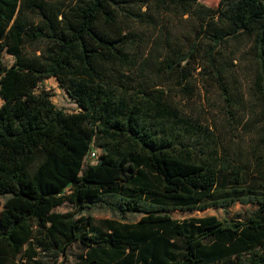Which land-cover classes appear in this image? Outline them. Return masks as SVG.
Instances as JSON below:
<instances>
[{
    "label": "trees",
    "instance_id": "trees-1",
    "mask_svg": "<svg viewBox=\"0 0 264 264\" xmlns=\"http://www.w3.org/2000/svg\"><path fill=\"white\" fill-rule=\"evenodd\" d=\"M155 5L199 20L185 47L155 62L159 79L135 51L149 0H0V195L32 206L0 226V264H64L75 242L79 264H264V0ZM230 40L245 41L257 96L244 163L165 87L192 97L201 68L231 107L219 49ZM51 77L79 112L35 91ZM64 203L72 210H54ZM236 203L257 207L244 218H78L99 206L123 216Z\"/></svg>",
    "mask_w": 264,
    "mask_h": 264
},
{
    "label": "rangeland",
    "instance_id": "rangeland-1",
    "mask_svg": "<svg viewBox=\"0 0 264 264\" xmlns=\"http://www.w3.org/2000/svg\"><path fill=\"white\" fill-rule=\"evenodd\" d=\"M150 7H144L147 14L152 18L151 23L139 22L136 25V39L139 48L135 51L139 53L140 61L144 62V72L147 75L159 79L156 73L155 62L160 60L169 49L173 47H185L190 39L195 36L198 29L199 20L195 16H180L175 11H166L155 5V0H149ZM220 0H198V3L206 6L216 7ZM34 22L39 18L35 14H30ZM40 46L43 43L26 45L28 50ZM223 56V67L225 70L224 82L232 96V106L226 105L221 93V89L216 81L209 78L206 73L200 72L197 68L195 72L196 87L192 97H185L180 93L176 83L171 80L166 81L165 87H174L173 95L179 108L187 115L205 127L210 128L217 136L222 145L228 148L230 156L236 162H246L249 157L250 144L253 142L256 128L253 123V112L257 110L254 103L257 96L253 88L254 70L246 51L245 41H228L219 48ZM205 50L202 46L199 53L200 60ZM202 61V60H201ZM13 57L4 53V63L10 66ZM161 79H165L164 77ZM46 91L50 94L53 103L68 114L79 112L76 102L68 96L54 77L45 79L36 88V92ZM169 90V88H168ZM2 100L0 99V105ZM230 110V113H229ZM241 122V124H240ZM223 151H220V154ZM223 155V154H222ZM96 161V158L93 159ZM232 184H226L231 188ZM31 203L10 195H0V226L8 224L13 218L25 213L31 208ZM256 204L236 203L229 206H214L205 210H167L157 211L151 214H125L121 216L118 212L106 207H95L82 212L80 217L98 218L111 217L120 218L126 221L138 220H160V219H184L193 216L214 215L223 218H244V215L256 208ZM71 204L64 203L54 210L57 212H67L72 210ZM84 249L78 242L73 243L67 252L64 264H79Z\"/></svg>",
    "mask_w": 264,
    "mask_h": 264
},
{
    "label": "built area",
    "instance_id": "built-area-1",
    "mask_svg": "<svg viewBox=\"0 0 264 264\" xmlns=\"http://www.w3.org/2000/svg\"><path fill=\"white\" fill-rule=\"evenodd\" d=\"M91 154H92L91 157H95L97 155L96 151H92Z\"/></svg>",
    "mask_w": 264,
    "mask_h": 264
}]
</instances>
